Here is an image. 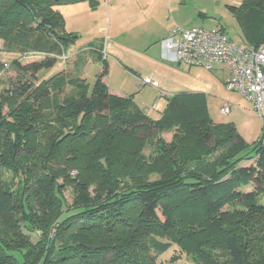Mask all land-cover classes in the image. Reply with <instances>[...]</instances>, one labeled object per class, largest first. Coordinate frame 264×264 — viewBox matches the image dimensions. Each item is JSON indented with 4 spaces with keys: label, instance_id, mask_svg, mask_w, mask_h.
Returning a JSON list of instances; mask_svg holds the SVG:
<instances>
[{
    "label": "trees",
    "instance_id": "trees-1",
    "mask_svg": "<svg viewBox=\"0 0 264 264\" xmlns=\"http://www.w3.org/2000/svg\"><path fill=\"white\" fill-rule=\"evenodd\" d=\"M77 1L0 0L1 45L45 55L14 59L20 79L0 95V264H158L163 240L194 264H264V127L249 144L198 92L168 97L154 120L109 92L102 54L92 88L64 73L34 84L78 38L57 10ZM229 9L245 44L264 46V0Z\"/></svg>",
    "mask_w": 264,
    "mask_h": 264
},
{
    "label": "rangeland",
    "instance_id": "rangeland-1",
    "mask_svg": "<svg viewBox=\"0 0 264 264\" xmlns=\"http://www.w3.org/2000/svg\"><path fill=\"white\" fill-rule=\"evenodd\" d=\"M82 0L57 7L65 20L68 33L78 36L75 42L65 45L56 66L37 74L34 84L64 73L79 76L92 88L97 75L102 71L98 54L109 64L107 85L113 95L131 97L132 103L150 118L158 120L166 109L167 98L175 94L198 92L205 94L208 111L216 122L232 123L244 135L249 144L262 136L263 120L255 111L253 102L225 88L229 77L227 65L215 64L211 69L202 66L188 67L166 59L160 54L154 28L161 23L183 29L201 27L207 30L222 29L237 44H245L241 28L229 9L239 7L243 0ZM155 26V27H154ZM43 54L14 55L0 42V95L14 86L20 72L11 62L18 59L21 64L39 62ZM152 78L159 86L145 84ZM233 105L231 113L224 115L221 108ZM174 132L159 134L161 140L170 143ZM156 136L149 137L143 154L148 156L157 144ZM245 162V158L241 162ZM72 175L76 171L71 172ZM155 179L151 176L150 180ZM149 180V181H150ZM253 190L252 185L241 188ZM66 205L74 203V189L64 191ZM264 204V198H260ZM169 243L157 258L158 264H194L176 245Z\"/></svg>",
    "mask_w": 264,
    "mask_h": 264
},
{
    "label": "built area",
    "instance_id": "built-area-1",
    "mask_svg": "<svg viewBox=\"0 0 264 264\" xmlns=\"http://www.w3.org/2000/svg\"><path fill=\"white\" fill-rule=\"evenodd\" d=\"M164 45L170 53L171 62L179 65L202 66L207 69L215 64L227 65L229 77L225 88L250 99L264 122V46L254 48L237 44L221 29H183L179 26L170 32ZM144 82L159 86L152 78H145ZM232 107V104L226 103L221 113L228 115Z\"/></svg>",
    "mask_w": 264,
    "mask_h": 264
},
{
    "label": "crops",
    "instance_id": "crops-1",
    "mask_svg": "<svg viewBox=\"0 0 264 264\" xmlns=\"http://www.w3.org/2000/svg\"><path fill=\"white\" fill-rule=\"evenodd\" d=\"M155 27V26H154ZM175 27H172L169 23H161L158 26H156V28H154V31L157 32L158 34L155 36L156 39L158 41V45L160 48V54L163 56V59H166L168 61H171L169 59L170 57V53L168 51V49L166 48V46L164 45V41L169 37L170 32L174 29ZM225 65V64H223ZM228 79V77L226 78V80ZM226 80L224 82H226ZM107 83V81H106ZM108 86V85H107ZM109 88V86H108ZM110 92V90H109ZM111 93V92H110ZM112 94V93H111ZM233 108V107H232ZM232 111V109H231ZM231 113V112H230ZM221 123V122H218ZM238 129V128H237ZM239 131V130H238ZM239 133L244 137V135L239 131ZM246 140V139H245Z\"/></svg>",
    "mask_w": 264,
    "mask_h": 264
}]
</instances>
